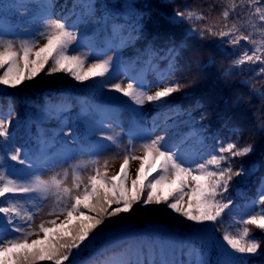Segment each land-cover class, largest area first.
Listing matches in <instances>:
<instances>
[{"label": "trees", "instance_id": "trees-1", "mask_svg": "<svg viewBox=\"0 0 264 264\" xmlns=\"http://www.w3.org/2000/svg\"><path fill=\"white\" fill-rule=\"evenodd\" d=\"M235 4L233 11L229 0H0V39L17 48L24 41L43 46L46 22L55 19L75 32L77 39L68 54L85 58L83 72L92 63L110 60L103 77L82 82L66 71L48 74L49 61L17 88L0 85V120L9 122L8 137H0V174L21 184L36 177L47 180V175L67 164L98 160L118 150L128 136L130 144L163 136V148L194 170L212 156L223 155L221 167L246 173L234 176L223 194L230 208L217 223L196 224L165 204L144 205L145 189L130 212L105 216L87 247L65 264H264L260 230L250 232L249 239L261 244L254 255L235 253L223 240L225 231L235 234L243 227L241 220L264 211L259 203L264 194V64L237 67L234 61L243 52L251 54L255 45H232L228 37L200 34L209 20L223 25L221 13L228 9L229 27L235 23L243 34L251 33L264 44L257 30L264 25L253 15L256 7L264 9V0H235ZM185 10L206 19L188 21L176 15ZM193 51L198 53L196 63ZM5 70L6 66L0 68V74ZM118 82L133 83L148 94L160 85L179 82L182 88L155 102L158 109L145 118L147 102L138 105L121 93L109 95ZM229 143L238 148L251 145L252 151L237 157L221 153L220 148ZM17 149L19 161L11 159ZM209 170L218 169L209 165ZM49 196L9 195L0 198V206L19 202L34 220ZM33 220L28 222L30 228L18 218L14 225L33 231ZM20 235L0 214V243Z\"/></svg>", "mask_w": 264, "mask_h": 264}, {"label": "snow or ice", "instance_id": "snow-or-ice-1", "mask_svg": "<svg viewBox=\"0 0 264 264\" xmlns=\"http://www.w3.org/2000/svg\"><path fill=\"white\" fill-rule=\"evenodd\" d=\"M255 3L256 0H249ZM231 9L236 8L235 0H229ZM178 17L188 21L205 20L206 17L193 10L178 11ZM230 12L224 9L221 13L225 21L220 25L209 20L204 28L200 29L203 37L205 34L218 36L222 40L228 37L227 43L239 45L246 41L255 45L254 51L249 54L243 52L235 61L234 65L239 67L245 63L259 62L264 64V44L252 38V34H243L235 23L229 27L227 21ZM253 15L258 16L264 25V9L256 7ZM253 29L257 26L249 21ZM45 33H42L46 43L39 46L35 42L24 41L17 45L12 41L0 39V68L6 70L0 74V85L8 88H17L25 80H32L46 64L51 61L48 74L55 72H69L74 79L85 81L93 77H103L109 71L110 60L92 63L87 72H83L85 58L80 55H69V47L76 41L74 31L70 30L65 23L51 19L46 22ZM264 36V27L257 29ZM193 32L197 29L193 28ZM193 63L198 60V53H191ZM35 59H32V57ZM21 63L23 69H21ZM264 71V69H262ZM182 85L177 82L165 85L154 94L138 91L133 83L122 86L120 83L112 85V90L128 97L133 103L143 105L145 102H158L172 94L180 92ZM9 122L0 120V137H8ZM114 140L113 137H107ZM161 136L150 143L142 145L143 157L126 153L120 172L110 178L108 177V161H104L103 171L101 167L95 168V174L87 177V182L77 172L76 166L72 170L71 187L65 186L68 180V172L65 171L61 178L52 176L49 179L36 177L28 184L18 183L14 179L0 174V198L9 195L24 193H41L47 197L49 194L55 196L59 209L49 213L56 219L42 222L37 231H26L25 228L16 227L14 219L18 218L25 222L33 220L32 214L22 209L19 202L8 201L6 206H0V214L7 219L8 224L13 225V231L21 235L7 242L0 243V264H39L48 261L50 264H65L83 247L90 242L94 229L103 223L104 217L117 216L132 210L133 204L140 202L141 197L144 205L165 204L173 212L178 213L188 221L196 224L217 223L222 215L230 208V202L223 201V194L228 191L229 184L234 176H243V170L234 171L231 166L221 167L225 157L212 156L206 163H200L194 170L186 167L171 150L163 148ZM252 151L251 145L238 148L235 143H229L220 148L221 153H228L232 157L246 156ZM12 160H20V150L11 156ZM140 161L136 170V178L131 181V195L127 187L130 161ZM23 162V161H20ZM98 163V162H93ZM209 165L214 169L209 170ZM158 173L152 180L148 177L152 173ZM59 175V174H58ZM144 181H147L145 184ZM82 189V190H81ZM175 194V195H173ZM185 196L188 197L187 204H183ZM221 199H217V197ZM259 203L264 205V194L261 195ZM117 205L115 208L112 205ZM87 210L85 212L84 210ZM111 209V210H109ZM93 213H95L93 215ZM63 216V220L57 221ZM243 227L235 234L225 231L223 240L235 253L242 255H254L261 248L260 242L255 238L249 239L252 228L264 233V211L258 212L241 220ZM50 225V226H46ZM251 226V227H250ZM41 234H43L41 236ZM35 236V239L31 237ZM111 264V262H106Z\"/></svg>", "mask_w": 264, "mask_h": 264}, {"label": "rangeland", "instance_id": "rangeland-1", "mask_svg": "<svg viewBox=\"0 0 264 264\" xmlns=\"http://www.w3.org/2000/svg\"><path fill=\"white\" fill-rule=\"evenodd\" d=\"M43 42H41L42 44ZM32 59H34V56L32 57ZM120 83L122 86H126L125 83ZM157 90H161V88L159 89H154L153 91H151V94H154ZM119 93L115 92L114 90H110L109 95L111 96H115ZM158 107L156 106V104L154 102H148L147 104H145L144 109H143V113L144 116H148L150 115L152 112H154ZM130 136L127 137V139H125L123 145L118 149V150H114L111 151L109 153H107L105 156H103L102 158L98 159V160H91V159H82L76 163H72V164H67L61 168H58L57 170H55L54 172L50 173L49 175H47V177H52V176H58V178H61L63 176V173L65 171L68 172V180L65 182V186L67 187H71V181H72V170L74 168H76L77 165H79L81 168V170L78 172V168H76L77 172L79 173V175L82 177V179L85 181V183L87 182V177L89 175H94L95 174V168L96 167H101V170L103 171V164L104 161H108V167H107V173H108V178L117 175L120 171V166L123 163V156L125 155L124 152V147L127 148V153H130L132 155H136L139 157H143L144 153L142 151V145L150 143L152 140V138H146L144 142H134L133 144H130L129 139ZM93 162H98V163H93ZM85 165V166H83ZM140 166V161L136 160V161H130V165H129V179L127 182V187L129 188V194L131 195V181L133 179L136 178V170L139 168ZM59 174V175H58ZM82 190V189H81ZM187 204V201H185V205ZM59 207H61V205H58L56 202V198L55 196L51 195L48 198V201L45 205V207L43 208V210L34 218L33 222H32V229L33 231H37L38 230V225L42 222H46L48 220L51 219H56L55 216H50L49 213L52 212L54 209H59ZM60 220H63V216H61L59 218V220L57 221L58 223L60 222ZM46 226H50L47 225ZM43 234H41L42 236ZM36 237L33 236L31 237V239H35Z\"/></svg>", "mask_w": 264, "mask_h": 264}, {"label": "water", "instance_id": "water-1", "mask_svg": "<svg viewBox=\"0 0 264 264\" xmlns=\"http://www.w3.org/2000/svg\"><path fill=\"white\" fill-rule=\"evenodd\" d=\"M241 42H246V41H241Z\"/></svg>", "mask_w": 264, "mask_h": 264}]
</instances>
